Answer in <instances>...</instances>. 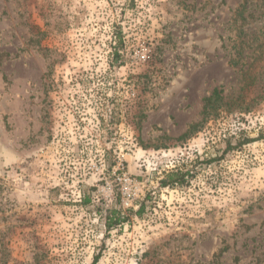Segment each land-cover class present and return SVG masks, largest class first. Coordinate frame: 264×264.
I'll list each match as a JSON object with an SVG mask.
<instances>
[{
    "label": "rangeland",
    "instance_id": "1",
    "mask_svg": "<svg viewBox=\"0 0 264 264\" xmlns=\"http://www.w3.org/2000/svg\"><path fill=\"white\" fill-rule=\"evenodd\" d=\"M92 263L264 264V0H0V264Z\"/></svg>",
    "mask_w": 264,
    "mask_h": 264
},
{
    "label": "trees",
    "instance_id": "2",
    "mask_svg": "<svg viewBox=\"0 0 264 264\" xmlns=\"http://www.w3.org/2000/svg\"><path fill=\"white\" fill-rule=\"evenodd\" d=\"M122 48H123V41L120 38H118L117 40L115 39L114 47H113V55L117 56V52L119 50H121ZM219 95H220L219 91L214 90L212 92V94L204 100L203 110H202V119L203 120H207L210 117H212L214 115L215 109H218V106H219L218 101L220 100ZM183 178H184V175H180V174H176V173L175 174L170 173V174H167L165 176V178L160 181V185L162 187H173L177 184H180V182L183 181ZM141 210H142V207L138 211H136L135 214L136 215L139 214L141 212ZM119 225H120L119 219H115L113 217L110 221L106 222L107 230H110L112 228V226H119ZM96 260H97V258L94 259L93 263H95Z\"/></svg>",
    "mask_w": 264,
    "mask_h": 264
}]
</instances>
